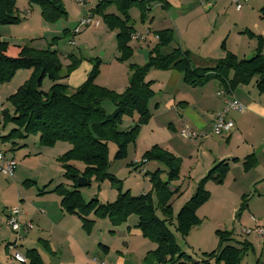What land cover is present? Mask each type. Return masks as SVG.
Wrapping results in <instances>:
<instances>
[{
	"label": "trees",
	"instance_id": "1",
	"mask_svg": "<svg viewBox=\"0 0 264 264\" xmlns=\"http://www.w3.org/2000/svg\"><path fill=\"white\" fill-rule=\"evenodd\" d=\"M15 1L0 0V25L15 24L18 21L15 16ZM26 1L39 8L46 23L51 24L67 17L62 0ZM150 1L103 0L91 10L92 15L101 18L108 29L118 30L116 39L121 53L118 61H125L131 54L127 44L131 41L134 30L128 24V10L133 5L140 4L143 21ZM110 7H114L117 14L107 13ZM260 12L264 13V6ZM242 34L256 41L255 56L252 60L247 62L244 58L238 59L235 55L226 53L223 59L215 61L210 68H193L188 52L177 49L169 54H161V49L172 42V32L159 31L155 33L157 48L150 53L147 63L142 67L129 65L128 85L122 93H114L94 84L98 63L92 64L85 81L69 92L68 87L61 81L69 77L79 65V61L72 54L65 56L70 64L64 67L60 55L55 50L36 49L27 45L14 46L0 41V86L8 83L17 71L31 70L24 84L6 99L10 110L1 111V123L2 128L10 125L11 129L6 135L0 136V142L14 144V141L34 136L37 137L39 146L44 148H51L60 142L67 143L70 149L59 156L57 161L64 171L63 176L71 182V186L68 189L59 184L52 191L60 197L62 211L78 217L87 234L94 225V219H107L115 227L125 223L130 216H136V228L144 238L156 245L143 259L144 264H211V260L216 264H240L243 255L251 248L244 242L235 243L239 248L232 245V233L226 231H216L218 247L206 254L205 259L201 261L195 262L181 252L173 233L169 230L173 216L171 202L178 192V188L170 190L169 187L179 179L181 163L178 158L157 145L142 155L143 162L155 161L165 167V181L160 179L161 170L152 174L146 173L152 185L151 192L137 197L130 196L128 191L121 192L119 185L113 182L118 194L112 202L99 203L97 199L87 202L80 195L76 178L84 177L86 186L93 180L100 183L109 178V145L116 146L115 159L122 158L126 147L138 136L140 127L148 123L151 116L147 105L153 97V92L149 88L151 82H144V77L149 70H176L182 75L183 82L191 87L205 85L212 75L220 83L221 89L228 92L239 86H246L254 80L258 93H264L263 39L249 31ZM45 78L51 83L46 92L41 89ZM107 101L114 107L111 114H107L101 107L102 103ZM134 114L138 116L137 123L130 130L121 132L118 127L122 124L123 117H132ZM232 160L236 162L235 159ZM253 161V156L246 157L242 163L243 170L247 171L253 167ZM70 162L82 163L83 171L79 172ZM227 172L228 162L220 161L196 184L193 195L175 216V233L185 238L198 226L196 210L209 199L203 184L209 179L220 184ZM24 184L29 186L33 183ZM45 188L46 186L40 190V194L44 193ZM242 206L244 205H240L238 211H241ZM157 211L161 214L160 218L156 215ZM25 256L31 259L30 264H41L35 251H28Z\"/></svg>",
	"mask_w": 264,
	"mask_h": 264
},
{
	"label": "crops",
	"instance_id": "2",
	"mask_svg": "<svg viewBox=\"0 0 264 264\" xmlns=\"http://www.w3.org/2000/svg\"><path fill=\"white\" fill-rule=\"evenodd\" d=\"M85 2L90 3L92 7L93 3L90 0ZM152 4L155 9L153 6L151 7ZM152 4L148 6L150 11L159 9L163 15L170 14L166 15L168 16L166 22L164 20L163 24H158L157 29L152 31L170 30L172 32V42L169 44L170 52L177 49L188 52L189 59L191 57L194 61L193 64L190 59L193 68H210L215 61L223 59L226 53L235 55L238 59H245L247 55L254 54L256 41L242 34L244 31L262 37V55L264 57V13L260 12L264 6V0H248L240 11H235L229 0H206L203 4H200L199 0H160ZM182 15L191 17L185 18ZM151 23H156V21L153 20ZM192 25L194 26L191 29ZM146 33L148 35L143 41H136L137 46L141 43H156L152 40L154 35L149 30ZM169 46L162 48L161 53L169 54ZM116 67L122 68L119 65ZM90 68L88 63L82 61L68 79L63 81V84L67 83L73 88L78 87L85 81ZM150 77L155 78L151 82L157 83L158 86L155 91L152 90L153 97L147 105L151 116L150 120L146 125L140 127L138 140L146 128H149L150 132L154 129H163L167 134L164 133L167 136L165 145H169L165 150L180 160L185 156L178 154L179 147L175 145V134H179L185 125L198 133H209L215 113L224 108L223 99L217 96L221 85L210 75V80L205 85L191 87L183 82L179 72L171 69L152 70ZM121 78L126 85L125 74ZM13 91V87L8 85L0 86V136L6 135L11 129L8 127L10 125L2 128L1 111L10 106L6 99ZM232 96L245 107L242 113H228V117L234 125L233 130L221 135L219 139L208 136L205 141L200 139L184 145H186L185 148H188L187 150L199 148V156L203 153L202 150L206 152L208 149L211 162L208 167L203 168L202 175L214 163L224 160L232 161L221 187L223 190L228 189V192L224 194L223 191H218L215 199L210 201L211 205H206L208 204L206 203L197 210V213L203 212L201 210L204 206L209 209L215 203L218 209L214 212L223 215L224 212L229 211L230 222L228 225L231 224L234 241L232 245L239 248L240 246L235 243L244 242L251 248V256H247L245 253L240 264H264V238L254 233L244 234L245 230L255 226L264 229V93H258L255 82L252 80L248 85L232 90ZM7 127L8 132H6ZM29 137H32L30 142L28 141L29 143H23L21 140L14 141V144H1L0 142V153L16 162V168L12 174L13 183H20L24 177L23 171L27 170L24 164L30 160L32 151L36 149V152L33 153L34 156L47 154L43 151L47 148L38 145L37 137ZM51 149L57 151L54 156L56 158L67 152L70 146L60 142ZM187 155L191 157V153ZM248 156L254 158L253 167L244 171L242 163ZM232 159H235L236 162ZM134 161L136 162V159ZM151 163H153V168L160 170L158 165H155L156 163ZM70 164L74 166V162H70ZM57 168L59 175L63 176L64 171L59 163ZM193 171L194 169H191L190 172H184V176H181L180 167L179 179L173 182L174 186L169 187L170 190L178 188L173 199L177 198L178 200L184 197L186 193V190L183 189L185 181L196 187L197 177L201 172L196 174ZM45 174L47 177L42 182L30 180L21 182V187L26 190V192H22L23 197L20 199L22 218L30 221L34 227L20 243L22 254L26 255L28 251H35L41 264H94V259L104 264H144L143 259L147 253L156 248V245L141 235L136 228V217L131 216L125 223L115 227L108 221L105 223V220L94 219V225L90 233L87 234L78 217L62 211L60 197L52 192L59 184L69 189L71 182L62 183L58 178L54 180V176L49 173ZM3 177L8 178L5 175ZM24 182L33 184L28 186ZM189 183L186 185L187 188ZM226 183H230L232 188L229 189ZM45 186L44 193L40 194V190ZM143 194L146 193L140 195ZM192 195H185L182 206ZM246 196L247 199L243 200ZM115 198L116 195L112 199ZM216 199L221 201L218 202ZM3 203L0 200V204L3 206L0 209V264H21L9 255L7 245L13 240L14 234L4 223V217L9 209L17 206L15 205L16 201L5 205ZM242 204L244 206L241 211H238ZM227 223V220L222 222L218 220L215 223V228L218 231H229ZM196 228L198 229L196 226L190 233ZM32 258L34 259V257ZM30 262L31 259H27L26 264H30Z\"/></svg>",
	"mask_w": 264,
	"mask_h": 264
},
{
	"label": "rangeland",
	"instance_id": "3",
	"mask_svg": "<svg viewBox=\"0 0 264 264\" xmlns=\"http://www.w3.org/2000/svg\"><path fill=\"white\" fill-rule=\"evenodd\" d=\"M100 1L103 0H90V2L93 3L91 7L90 3L87 4L86 2H84L83 4H78L75 0H62L65 12L67 13V17L50 24L43 21L38 7L29 4L26 0H16L15 16L17 17L18 21L15 24L0 25V41L9 43L14 46L27 45L36 49L49 48L50 50H55L60 55V60L64 67L67 64H70V61L68 59H65V56L67 54H72L74 58L79 61V64L82 61L88 63L91 66V68H92V64L98 63V74L95 77L94 84L99 87L105 88L107 90L113 91L114 93H122L128 85L129 65H135L140 67L145 65L148 61L150 53L154 52V50L157 48V40L152 38L153 41H156L155 44L141 43L138 44V46L136 41H129L127 45L131 49V54L128 56V58H126L125 61H118V59H120L121 57V53L118 50L117 39H116L118 30L108 29L102 23L101 18L93 15L94 19H97L99 21L100 23L99 26L90 24L88 28L81 30L80 33L76 35H72L71 32L75 29L77 23L85 15H87L90 12L92 13L90 9L94 8L96 4ZM154 2H155L154 0H151L147 4V6H150ZM152 6L153 4L151 5V7ZM153 9H155L154 6ZM141 10L142 8L140 4H138V5H133L127 12L128 24L129 26H132L134 30L132 34L134 35H144L145 32L148 30L153 35H155V33H157L158 31H152V30H156L158 24H163L164 20L166 22L168 20V16L170 15V14H165V15L161 14L159 9L151 10V11L148 10L146 12V16L143 18L142 21ZM107 13L117 14L114 7L108 8ZM182 16L185 18L191 17L187 15H182ZM153 20H155L156 23H151ZM194 25H192L191 29L193 28ZM70 41L74 42L73 46L70 45ZM168 48L170 52V46ZM161 54L164 55L163 53ZM190 59L194 64L193 59L191 57ZM116 65H119L122 68L121 69L117 68ZM150 71H148L144 77V82L146 83L151 82L152 80L155 79L150 77ZM23 74H26L27 77L23 76ZM30 74H31V70L28 69L19 70L15 73L13 78L8 83L4 84V87L7 85L10 86L11 88L13 87L14 89L13 93H14L17 90V88H19V86L24 84V82L29 78ZM124 74L126 76V85L121 78ZM67 79L68 77L63 79L61 83H63V81H66ZM65 84L67 85L69 92L75 89L69 86L67 83ZM50 85H51L50 81L47 78H45L42 82L41 89L46 92L48 91ZM156 86H158L157 83L151 82L149 88L151 91L152 90L155 91L157 89ZM101 107L107 114H111L114 110L112 103L108 101L103 102ZM5 109L10 110V106H8ZM137 121H138L137 114H134V116L132 117L125 116L123 117L122 124L118 127V129L121 132L128 131L137 123ZM8 127L11 128L10 126ZM8 127L6 128L7 130L6 132H8ZM164 133L165 131L163 129L162 130L154 129L152 132H150L149 128H146L145 130H143L139 140L137 136L136 139L126 147V152L124 153V156L119 159H115L116 146L114 144H110L109 145L110 165L108 167V174L110 175L109 178L104 179L100 183H97L93 180L88 186L80 187L79 192L82 198L87 202L92 199H97L99 203L112 202L113 201L112 198L118 194L116 186L112 184L113 182H116L119 185V189L121 192L128 191L130 196L137 197L142 193L151 192L152 185L149 182L148 177L146 176L145 173L146 171L147 173L149 172V174L155 172L156 169L155 167L153 168L152 166L153 163L151 162H154L156 163L155 165H158V168L162 171V173L159 175L160 179L162 181H165L166 180L165 167L162 164L155 161H149L147 162V164H144L145 162H143V160L140 162L143 153L149 150L153 145H158L159 148L163 150H165L167 146H169L168 144L165 145L167 136H165L166 133L165 134ZM208 134H209L208 136L213 137V139L215 138L219 139L220 137V136L212 135L211 130L209 131ZM175 135H176L175 145L179 147L178 154H180V156H185L182 159H180L181 174H182L181 176H184L183 174L184 172L188 173L190 172L191 169H194L193 172L196 174L198 172H201L200 175L197 177V181L199 182L202 178L205 177V175H207L208 171L211 168H213L218 162L214 163L213 166L210 167L204 175H202V171L204 170L203 168L208 167L211 162V157L208 156L209 155V152L207 151L208 149H206V152L202 150L203 153L201 154V156H199L198 155V152L200 150L199 148L198 149H195L196 147L192 149L190 148L191 150L190 149L187 150L188 148H185L186 145L184 144L192 141L184 140L183 138L180 137V134L178 133H176ZM206 138L201 139V141H205ZM31 139L32 137H29L26 140H21V142L23 143L28 141L30 142ZM51 148H47V150H43L47 154H43L41 156L33 155V153L36 152L35 151L36 149L32 151L30 160L26 161L24 164L27 167V170L23 169L24 173L23 172L22 173L25 175H23L24 177L21 179L20 183L12 182L13 175L8 178H5L3 177V175H0V200L4 202L3 203L4 205L11 204L16 201L15 205H17V207L21 209L20 199L23 197L22 192L23 191L26 192V190L21 187V182H23L24 180H30L33 182H38V181L42 182L45 180V177H47L45 173H49L50 175L54 176V180L58 178L61 180L62 183L69 182V180L64 176H62V174L59 175L58 173L59 170L57 168L59 163L57 161L58 157L54 158V156L57 154V151L52 150ZM47 151L50 152L48 153ZM189 153H191L190 155L191 157H188L187 154ZM135 159L136 162L134 161ZM38 161L40 162L39 164ZM132 161H134L135 164H133L134 162ZM227 162H228V172H229L230 163L232 161H227ZM74 166L76 169H78L79 172H82L84 169V165L80 162H74ZM143 171L145 172L143 173ZM110 179H113V181H111ZM224 181L225 180H223V182L219 184L214 180L209 179L203 184V189L209 194L208 201L205 202L203 205H205L206 203H208L206 205H211L210 201L212 199H215L214 197H216L217 195L216 193L218 191H223L224 194L228 192V189L225 188L223 190V188H221L224 184ZM185 182L186 184H184L183 187V189L186 190L185 195L188 196L189 194H193L195 185L189 183L188 181ZM188 183L190 185L187 188L186 185ZM170 186H174V183H171ZM226 186L229 187V189L232 188V185L230 183H226ZM184 197L179 198L178 200L177 198H174L172 201L173 216H172V223L169 226V230L173 233L175 243L178 245L181 252L184 253L187 257H190L191 260L197 262L205 259L206 254H209L217 249L219 242L216 237V231L218 230L215 228V223L218 220H221V222L227 220L228 221L227 225H228L230 222L229 221L230 213H228L229 211H226L223 213V215H220L219 213L214 212L215 210L218 209L214 200L215 205L213 207L208 209L207 207L204 206L201 210L203 212L198 214L197 210L203 206L201 205L196 210V217L199 220V224L197 226L198 229L196 228L187 237L182 238L178 233H175L174 231V220L176 214L179 212L182 206V201L184 200ZM244 198L243 200H246L247 196ZM216 201L219 202L221 200L216 199ZM154 204H156L155 198H154ZM2 207L3 206L0 204V209ZM156 215L159 218L161 217L159 211L156 212ZM100 220H105V223H107L108 221L107 219H100ZM227 228H229L227 229L229 231L226 232L232 233L231 224L228 225ZM220 231L224 232L225 230H220ZM246 253L247 256H251L250 251H247ZM210 262L211 264H216L214 260H211Z\"/></svg>",
	"mask_w": 264,
	"mask_h": 264
},
{
	"label": "built area",
	"instance_id": "4",
	"mask_svg": "<svg viewBox=\"0 0 264 264\" xmlns=\"http://www.w3.org/2000/svg\"><path fill=\"white\" fill-rule=\"evenodd\" d=\"M78 4H83L86 0H75ZM206 0H199L200 4H203ZM235 11H240L243 6L248 2V0H229ZM90 24L99 26V21L94 19L92 13L85 15L78 23L75 29L71 32L72 35L80 33L81 30L88 28ZM148 34L144 35H134L132 34L130 39L131 41H143ZM154 39L157 40V37L154 35ZM70 45L73 46L74 42L70 41ZM217 96L221 97L224 101V108L215 113L213 117V123L211 127V134L214 136H221L225 133H230L233 128V122L228 117V113H242L245 107L232 96V92H228L224 89H220L217 92ZM181 138L188 141H196L204 139L208 134H199L196 130L190 128L188 125H185L179 131ZM16 168V162L12 158H7L3 153H0V174L7 177H11ZM23 214L19 207H12L9 209L8 213L4 217L5 225L13 232L14 238L8 243L7 250L10 257L21 264L27 263V258L25 254L20 252L21 246L20 243L23 241L25 235L30 232L34 227L33 224L22 218ZM254 233L262 238H264V229L258 226H255L252 229H247L244 231V234L249 235ZM94 264H104L96 259H94Z\"/></svg>",
	"mask_w": 264,
	"mask_h": 264
},
{
	"label": "water",
	"instance_id": "5",
	"mask_svg": "<svg viewBox=\"0 0 264 264\" xmlns=\"http://www.w3.org/2000/svg\"><path fill=\"white\" fill-rule=\"evenodd\" d=\"M254 56H255V54H250V55H248V56L245 58V61L248 62V61L252 60ZM72 177L75 178V175H73ZM86 183H87V181H86V179H85L84 177L79 176V177L76 178V184H77V186H78L79 188H80V187H84V186H86Z\"/></svg>",
	"mask_w": 264,
	"mask_h": 264
}]
</instances>
